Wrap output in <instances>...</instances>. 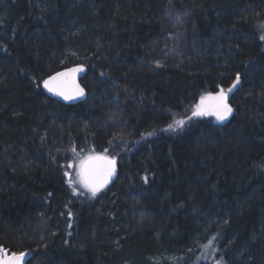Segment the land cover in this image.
Instances as JSON below:
<instances>
[{"label":"trees","instance_id":"trees-1","mask_svg":"<svg viewBox=\"0 0 264 264\" xmlns=\"http://www.w3.org/2000/svg\"><path fill=\"white\" fill-rule=\"evenodd\" d=\"M261 37L264 0H0V247L26 264H264ZM75 64L86 98L45 94ZM219 91L225 120L193 115ZM82 154L116 163L95 195Z\"/></svg>","mask_w":264,"mask_h":264},{"label":"snow or ice","instance_id":"snow-or-ice-1","mask_svg":"<svg viewBox=\"0 0 264 264\" xmlns=\"http://www.w3.org/2000/svg\"><path fill=\"white\" fill-rule=\"evenodd\" d=\"M261 39H264V37H261ZM75 71H79V69L69 70V72H75ZM65 75H66L65 73H57L56 76L49 77L48 80L44 81V86L48 88L49 91L55 92L57 95H62L64 99L67 100V99H71L72 97L67 95L62 90H60V85L62 82L59 80L60 77H63ZM239 81H240V74L237 73L236 80L233 83V87H235L239 83ZM229 91H231V89ZM78 94L83 95V90L81 89ZM209 99L213 100L214 103L210 105L208 109H205L203 107L205 97L202 96L201 105L198 106L199 110L194 111L193 115H205L210 111L212 115H215L217 120L223 121L232 113L233 110L227 104L226 97L223 91H221L214 97L210 96ZM183 124H184L183 120H177L174 122V124L168 125V128L174 130L175 127H182ZM108 165L110 167H108L104 171L103 175L92 176L87 173L81 175V182L84 183L85 187H88L91 190L93 195H95L96 192L99 191V189L102 188L104 184L107 183L108 179L114 174L115 171L114 161H108ZM69 183H73V182L69 181ZM211 243L212 241H209V244ZM24 255H25L24 253H20L19 255L13 253L11 254V256H9L4 249L0 248V264H20ZM216 264H225L223 257L217 260Z\"/></svg>","mask_w":264,"mask_h":264},{"label":"water","instance_id":"water-1","mask_svg":"<svg viewBox=\"0 0 264 264\" xmlns=\"http://www.w3.org/2000/svg\"><path fill=\"white\" fill-rule=\"evenodd\" d=\"M70 69H79V71L69 72ZM85 72H86V68L82 64H75L72 66L64 67L47 76L42 82V89L45 92V94H47L50 98L56 99L59 102L69 105L80 103L86 98V90L81 84V78L84 76ZM57 73L66 74L65 76L59 78V80L62 82L60 85V90L65 92L67 95L71 96L72 97L71 99L66 100L62 95H57L55 92L49 91L48 88L44 86V81L48 80L49 77L56 76ZM81 89L83 90V95L78 94ZM224 94L225 97L227 98L228 97L227 93L224 92ZM108 161H114V160L109 158L108 156L101 154H95L93 156H90L83 161L82 172L83 174L87 173L92 176L103 175L104 171L108 167H110L108 165ZM114 169H115L114 174L108 179L107 183L104 184L103 187L110 184L115 177V172H116L115 161H114ZM0 248L4 249L9 256H11V254L13 253L17 255H19L20 253H24L25 255L23 256L20 264H26L27 261L33 255L32 250H25L23 252H14L11 251L9 248H4L3 246Z\"/></svg>","mask_w":264,"mask_h":264},{"label":"rangeland","instance_id":"rangeland-1","mask_svg":"<svg viewBox=\"0 0 264 264\" xmlns=\"http://www.w3.org/2000/svg\"><path fill=\"white\" fill-rule=\"evenodd\" d=\"M219 92H221V91H219ZM225 92V91H224ZM217 95V94H216ZM216 95H214V96H216ZM214 96H212V97H214ZM214 103V101L213 100H211V99H209V97L208 98H205V101H204V105H203V107L205 108V109H208L209 108V106L210 105H212ZM201 105V101H200V103L196 106V108H195V111H197V110H199V108H198V106H200ZM200 116H212V117H214V118H216L215 117V115H212L211 113H210V111L207 113V114H205V115H200ZM95 155V154H94ZM84 154H82V158H81V161L79 160H77L76 162H75V164L73 165V168L76 170V175L77 176H79L80 178H81V175L83 174V172H82V164H83V161L86 159V158H88V157H90V156H93V154L92 155H89V156H84ZM84 184V183H83ZM85 186V185H84ZM215 253L216 252H214V251H211V250H208V251H206V252H204L199 258L197 257H195L196 258V261H194L193 260V258L192 257H188V259H187V261L185 262V264H197L198 262V264H216V261L217 260H219L221 257H223L222 255H215ZM241 251H236V250H231V252H229V254H228V257H229V259H231L232 260V262H234V264H243L242 263V257H241ZM194 258V259H195ZM170 261H173V262H179L180 260V258H178V257H176V256H171V257H169L168 258ZM164 260V258L163 257H157V258H154V262L156 263H161L162 261ZM223 260L225 261V259H224V257H223ZM195 262V263H194ZM226 262V261H225Z\"/></svg>","mask_w":264,"mask_h":264}]
</instances>
